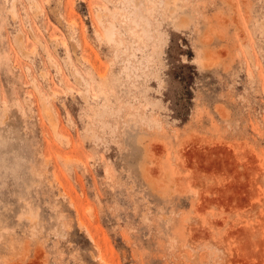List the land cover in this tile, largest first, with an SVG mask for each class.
Instances as JSON below:
<instances>
[{
  "label": "rangeland",
  "instance_id": "obj_1",
  "mask_svg": "<svg viewBox=\"0 0 264 264\" xmlns=\"http://www.w3.org/2000/svg\"><path fill=\"white\" fill-rule=\"evenodd\" d=\"M0 264H264V0H0Z\"/></svg>",
  "mask_w": 264,
  "mask_h": 264
}]
</instances>
